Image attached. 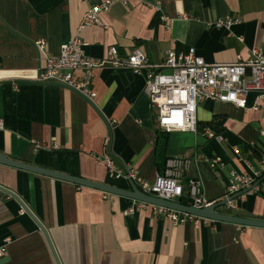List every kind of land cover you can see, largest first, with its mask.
<instances>
[{
    "label": "crops",
    "instance_id": "1",
    "mask_svg": "<svg viewBox=\"0 0 264 264\" xmlns=\"http://www.w3.org/2000/svg\"><path fill=\"white\" fill-rule=\"evenodd\" d=\"M98 2L0 0V152L125 189L131 188L128 179L108 178L93 155L114 158L123 174L134 169L151 181L167 158L186 153L191 164L181 179L182 196L189 200L185 180L200 177L209 200H224L230 173H251L264 158V101L254 90L245 96V108L200 100L197 133L167 132L157 127L156 108L143 86L147 73L166 70L160 64L169 49H191L213 64L233 63L237 54L247 60L251 46L264 51V0H115L100 12L101 25L78 31L87 6ZM223 16L234 22L215 25ZM74 34L86 43L87 55L106 57L114 46L126 57L138 49L151 66L137 73L97 68L90 100L64 84L39 82L43 53L57 55ZM213 117L223 118L213 125L218 132L207 125ZM204 129L220 139L207 137ZM215 156L220 162L212 164ZM256 181L257 187L233 200V208L218 211L264 219V175ZM0 186L32 213L0 189V264H264V227L204 217L172 223L149 202L2 164Z\"/></svg>",
    "mask_w": 264,
    "mask_h": 264
},
{
    "label": "built area",
    "instance_id": "2",
    "mask_svg": "<svg viewBox=\"0 0 264 264\" xmlns=\"http://www.w3.org/2000/svg\"><path fill=\"white\" fill-rule=\"evenodd\" d=\"M113 1L115 0H100L97 4L87 6L78 22L77 30L79 31L89 24L101 25L103 22L100 12L107 10ZM116 1L127 3L129 0ZM161 17L168 21L171 19L165 15H161ZM233 22V18L223 16L215 19L214 24L229 26ZM85 44L79 35L74 34V37L61 43L57 55L51 56L44 52L38 64L36 75L38 81L64 84L85 99L90 100L96 96V92L91 88V82L94 77L93 73L97 68L104 65L112 69L130 67L132 73H137L143 66H151L145 53L138 49L129 52L126 57H121L118 48L110 46L107 56L98 58L84 52L82 47ZM36 46L38 50L42 51L45 48V43L43 40H39L36 42ZM248 57L247 60H243L237 54L236 61L233 63L213 64L212 62H205L191 49L180 54L169 49L163 58L164 61L160 64V67L166 70L147 73L143 86V92L148 97V101L156 108L157 127L167 132L172 130L185 132L188 130V132L197 133L195 111L200 100L213 98L245 108V96L254 90L258 93L257 99L264 101V51L259 47L251 46ZM77 71L81 73L79 76H77ZM253 108L257 109L258 106L255 105ZM203 133L207 137L215 136L216 139L221 137L215 135L211 129H204ZM109 140L110 135L106 134L103 143L108 145ZM93 157L97 162L104 164L108 178L117 179L120 176H125L147 195L163 198L167 201H178L183 195L184 185L181 179L191 164L188 154L173 155V157L166 159L163 171L156 173L154 179L148 181L134 169L125 170L123 174L122 170L116 169L115 162L107 155L103 158L94 155ZM216 162H220V158L215 156L212 164ZM243 162L251 167L247 161L243 160ZM258 165V168L253 169L251 173L237 171L230 173L224 191L225 203L221 205L222 207L233 208V200L230 198L242 188L253 185L256 179L264 175V158ZM185 181L188 192L186 194H188L191 207L202 208L215 203L204 194V184L200 177H188ZM245 194L243 193L240 198ZM155 209L161 214L163 213L172 223L183 222L184 219L196 217L190 213H181L176 209L165 208L163 205L157 206Z\"/></svg>",
    "mask_w": 264,
    "mask_h": 264
},
{
    "label": "water",
    "instance_id": "3",
    "mask_svg": "<svg viewBox=\"0 0 264 264\" xmlns=\"http://www.w3.org/2000/svg\"><path fill=\"white\" fill-rule=\"evenodd\" d=\"M112 159L114 160V158ZM0 164L11 166V167L13 166L15 168L22 169V170L26 169L27 171L32 172V173H37V174L40 173L41 175H45V176L52 177V178L54 177L56 179H60L64 181L67 180L68 182L76 184V185H82V186L91 187V188L94 187L95 189L101 190L105 193L108 192V193L116 194L120 196L122 195L123 197L136 199L137 201H141L145 203L149 202V204H153L157 206L163 205V207L165 208H169L172 210L176 209L178 212H181V213H187V214L190 213V215H193L196 217H201V218L204 217L205 219H210L214 221L218 220V222H226V223L231 222L233 224L242 225V226L245 225V226L264 227V219L244 218V216L240 217V216L231 215V213L227 214V213H222L218 211V207L221 205H224L225 200H222L220 202H215L214 204L207 206V207L195 208V207H191L190 205H184L176 200L167 201V200H164L163 198H158V197H155L149 194L147 195L146 193L138 189L136 184L133 183L131 179H128V183H130L131 188L125 189V188H122V186L120 187L115 186L108 182L104 183V182H97L95 180L92 181V180L85 179L81 177L80 175L79 176L71 175V174H68L67 172L63 173V172L55 171L54 169H47V168L41 167L40 165L38 166V165L30 164L27 162L19 161V160H14L13 158L6 156L2 152H0ZM256 184H257V181H255V183L249 187H246L244 189L242 188L241 191H238L237 193H235L230 199L235 200L236 198L240 197L243 193L245 194L247 193V191L253 189ZM0 189L1 191L5 193L10 194L12 197L14 196V199L17 200L21 204V206L26 210V212L29 213L28 207H26L24 202L20 200L14 192H12L11 190L5 187H1V186H0ZM29 214H32V213H29ZM33 218L35 219L34 216ZM37 223H38V226L43 229V232L46 234V238H47L48 235L45 229L40 225L38 221ZM57 264H59V261Z\"/></svg>",
    "mask_w": 264,
    "mask_h": 264
},
{
    "label": "trees",
    "instance_id": "4",
    "mask_svg": "<svg viewBox=\"0 0 264 264\" xmlns=\"http://www.w3.org/2000/svg\"><path fill=\"white\" fill-rule=\"evenodd\" d=\"M216 123H217V125L218 124L219 125L222 124L223 123V118L222 117H213L212 121L209 122L207 125L210 126L211 128H215L216 129V127L213 126ZM216 130H217V132L219 131V129H216ZM179 202L184 204V205H189V200L187 201V199H185L183 196L180 197Z\"/></svg>",
    "mask_w": 264,
    "mask_h": 264
}]
</instances>
